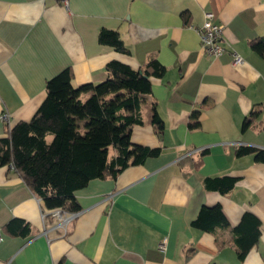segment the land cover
Instances as JSON below:
<instances>
[{"label":"crops","instance_id":"obj_1","mask_svg":"<svg viewBox=\"0 0 264 264\" xmlns=\"http://www.w3.org/2000/svg\"><path fill=\"white\" fill-rule=\"evenodd\" d=\"M206 13L223 26L218 59L200 43ZM102 29L116 31L127 53L100 44ZM261 40L264 0H0V139L33 117L46 81L64 69L74 88L103 82L110 62L138 70L155 58L165 69L150 78L143 125L130 137L159 156L76 191L79 215L65 232L42 220L49 211L20 175L0 167V264H264V164L235 155L240 146L264 149V56L250 48ZM223 177L237 179L231 191L205 189L204 179ZM214 206L227 229L190 226ZM245 213L259 221V238L239 260L232 229ZM12 219L29 232L6 234Z\"/></svg>","mask_w":264,"mask_h":264},{"label":"trees","instance_id":"obj_2","mask_svg":"<svg viewBox=\"0 0 264 264\" xmlns=\"http://www.w3.org/2000/svg\"><path fill=\"white\" fill-rule=\"evenodd\" d=\"M98 42L127 53L116 31L100 30ZM250 48L264 56V40L251 42ZM105 71L103 82L74 88L70 69L62 70L46 81L45 99L33 117L16 124L7 137L0 139V167L11 165L47 211H78L74 193L91 180L114 179L124 169L160 154L159 148L132 144L130 137L134 126L143 125L140 107L151 93L150 78H162L164 67L151 58L138 70L110 62ZM86 94L88 98L82 101ZM151 123L158 134L163 132V122L155 108ZM249 124L246 118L241 130L245 131ZM196 126L197 123L189 124L190 128ZM110 148L115 155H109ZM235 155H252L254 162L264 164V149L240 146ZM236 180L206 178L203 185L206 190L226 194ZM190 226L212 233L216 228L227 229L228 222L219 206L202 207ZM259 226L253 215L245 213L232 229L239 260L258 241ZM3 231L25 236L29 228L24 221L12 219Z\"/></svg>","mask_w":264,"mask_h":264},{"label":"built area","instance_id":"obj_3","mask_svg":"<svg viewBox=\"0 0 264 264\" xmlns=\"http://www.w3.org/2000/svg\"><path fill=\"white\" fill-rule=\"evenodd\" d=\"M60 5L67 7L69 0H56ZM200 38V43L205 52L214 59L220 58L224 53L222 47V35L223 26L218 24L212 14L206 13L202 26L197 30ZM233 64L241 63V58L233 53ZM1 120L6 122L8 120L7 113L1 114ZM203 150H196V153H201ZM11 168H13L10 165ZM79 215V212H66L61 209H55L49 211V214H42V220L44 221L47 216L55 220V226L53 229H60L63 232L66 231L69 224ZM44 233L46 231L44 230ZM160 248H164L163 245Z\"/></svg>","mask_w":264,"mask_h":264},{"label":"rangeland","instance_id":"obj_4","mask_svg":"<svg viewBox=\"0 0 264 264\" xmlns=\"http://www.w3.org/2000/svg\"><path fill=\"white\" fill-rule=\"evenodd\" d=\"M114 150L112 148L109 149V155L111 156L113 154Z\"/></svg>","mask_w":264,"mask_h":264}]
</instances>
